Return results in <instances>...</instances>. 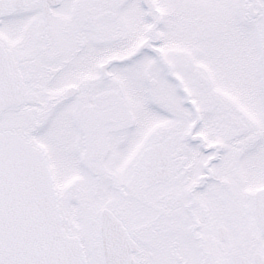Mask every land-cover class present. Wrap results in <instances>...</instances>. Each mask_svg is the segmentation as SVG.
I'll use <instances>...</instances> for the list:
<instances>
[{"label":"snow or ice","instance_id":"6c2138e0","mask_svg":"<svg viewBox=\"0 0 264 264\" xmlns=\"http://www.w3.org/2000/svg\"><path fill=\"white\" fill-rule=\"evenodd\" d=\"M0 264H264V0H0Z\"/></svg>","mask_w":264,"mask_h":264}]
</instances>
